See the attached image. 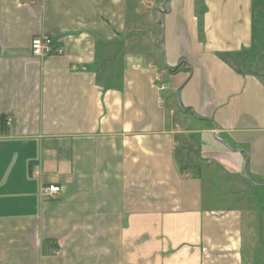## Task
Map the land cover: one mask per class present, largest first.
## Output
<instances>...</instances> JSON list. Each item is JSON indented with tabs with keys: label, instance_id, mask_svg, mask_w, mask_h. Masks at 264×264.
Wrapping results in <instances>:
<instances>
[{
	"label": "crops",
	"instance_id": "0c3cea01",
	"mask_svg": "<svg viewBox=\"0 0 264 264\" xmlns=\"http://www.w3.org/2000/svg\"><path fill=\"white\" fill-rule=\"evenodd\" d=\"M263 12L0 0V264H262Z\"/></svg>",
	"mask_w": 264,
	"mask_h": 264
},
{
	"label": "built area",
	"instance_id": "2783aa9c",
	"mask_svg": "<svg viewBox=\"0 0 264 264\" xmlns=\"http://www.w3.org/2000/svg\"><path fill=\"white\" fill-rule=\"evenodd\" d=\"M30 49L31 53L38 57L62 52V49L55 46L54 39L48 34L33 36L30 42ZM157 89L162 91L165 89V85L160 84ZM158 102L163 103V99L159 97ZM7 123H9V120ZM59 191L60 187L56 184H42L39 189V196L44 199H54Z\"/></svg>",
	"mask_w": 264,
	"mask_h": 264
},
{
	"label": "rangeland",
	"instance_id": "374dc122",
	"mask_svg": "<svg viewBox=\"0 0 264 264\" xmlns=\"http://www.w3.org/2000/svg\"><path fill=\"white\" fill-rule=\"evenodd\" d=\"M263 14H264V12H263ZM263 14L261 13L262 16H263ZM260 22L261 21L258 20L257 23H255V27H256L257 31L260 30V26H261V30H262V27H264V25L262 23L260 25ZM160 33L162 34L161 30H160ZM164 80H165L166 85H169L172 82V78L168 79V77H166V78H164ZM172 101H173V99H171V102ZM249 177H250V175H249ZM250 179L252 182H255L254 181L255 179L253 177H250ZM251 192H252L253 203L259 209V216L261 219H264V212L261 211V209L264 210V187L253 185V187H251ZM261 235H262V242L260 243L259 248L257 250V257L261 261V263L264 264V254H263V251H264V231Z\"/></svg>",
	"mask_w": 264,
	"mask_h": 264
},
{
	"label": "water",
	"instance_id": "95a60500",
	"mask_svg": "<svg viewBox=\"0 0 264 264\" xmlns=\"http://www.w3.org/2000/svg\"><path fill=\"white\" fill-rule=\"evenodd\" d=\"M166 2V1H165ZM164 11H166L167 10V7H164V9H163ZM157 23L158 24H160V25H162L163 24V21L162 20H158L157 21ZM179 88L180 87H178L177 89H176V94L178 93V91H179ZM190 112V115L191 116H193V117H195V118H198L195 114H194V112L192 111V110H190L189 111ZM203 120H206V121H208V122H211V121H209V120H207V119H203ZM213 133H212V135H213V137L215 138V139H217L218 141H220V142H222L227 148H231L227 143H225V142H223L222 140H220L219 138H218V136L216 135V133H215V126L213 125ZM232 149V148H231ZM236 152H244L243 150H240V149H234ZM247 162H248V159H246L245 160V162H244V165H243V168H242V172H241V174H242V176L251 184V185H254V186H263L264 187V183H257V182H252L251 181V179H250V177H249V175L247 174V171H246V167H247Z\"/></svg>",
	"mask_w": 264,
	"mask_h": 264
},
{
	"label": "trees",
	"instance_id": "16d2710c",
	"mask_svg": "<svg viewBox=\"0 0 264 264\" xmlns=\"http://www.w3.org/2000/svg\"><path fill=\"white\" fill-rule=\"evenodd\" d=\"M179 107H181V106H179Z\"/></svg>",
	"mask_w": 264,
	"mask_h": 264
}]
</instances>
